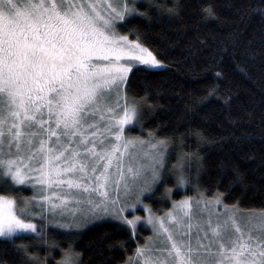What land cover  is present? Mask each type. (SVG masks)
Segmentation results:
<instances>
[{"label":"snow or ice","instance_id":"1","mask_svg":"<svg viewBox=\"0 0 264 264\" xmlns=\"http://www.w3.org/2000/svg\"><path fill=\"white\" fill-rule=\"evenodd\" d=\"M186 7L183 0H0V186H30L33 191L31 197L0 195V238L17 258L6 259L5 248L0 264H47V257L33 249L59 247L49 243V225L76 237L82 228L105 223L111 231L93 242L101 253H127L142 224L153 232L120 264H264V208L244 209L240 200L226 203L235 185L249 186L247 170L228 165L232 181L211 196L200 183L207 171L202 145H224L241 128L245 130L235 143L251 142L255 137L247 129L257 125L264 141V96L241 102L234 113L233 102L240 97L221 67L227 59L247 79L255 64L264 69V23L258 32L234 25L222 37L195 35L194 43L187 42L189 52L200 46L193 56L211 50L220 70L214 73L219 82L208 87L207 95L191 98L183 112L204 125L222 117L217 126L225 134L208 137L200 128L179 133L181 116L171 134L160 136L159 125L143 127L146 113L155 107L148 103L150 86L143 96H129L133 74L163 68L165 52L138 25L125 34L120 29L133 19L184 25ZM216 7L212 0H199L197 24L219 20ZM254 14L264 22V4H249L241 23ZM174 31L186 35L198 33V27ZM213 98L220 102L219 111L207 107ZM137 126L143 135H130ZM189 136L196 137L197 147L186 152ZM247 160L264 179V147ZM193 163L195 196L172 200L177 190L192 187ZM166 170L176 183L164 189L161 199L170 200L172 207L158 215L144 199L155 196ZM141 209L145 216L129 218L130 211ZM37 217L42 223L33 222ZM117 232L129 239L111 240ZM29 235L28 242L15 243ZM61 253L56 264H82V253L72 243ZM101 264H111V258Z\"/></svg>","mask_w":264,"mask_h":264},{"label":"trees","instance_id":"2","mask_svg":"<svg viewBox=\"0 0 264 264\" xmlns=\"http://www.w3.org/2000/svg\"><path fill=\"white\" fill-rule=\"evenodd\" d=\"M217 6L216 12L219 15V20L209 19L206 23H198L199 12L198 3L199 0H183V3L187 5L184 10L183 20L184 25L178 24L176 21L169 22L168 20L154 21L152 24H148L141 19H133L131 24L120 29L122 34L127 33L128 27L135 24L141 27L149 34L151 44L158 47L165 52L162 57L164 61V67L157 69L154 72H136L133 74L131 83L129 84V96L136 94L137 96H143L145 89L150 86L153 93L152 98L148 101L149 104H154L155 107L151 109L150 114L146 113L148 119L144 122V129H153L158 125L160 126L159 135L164 136L171 134L174 127H176L177 119L183 116V123L179 127V133H185L189 128H200L205 132L208 137H219L225 134L221 127L217 124L222 117H217L214 121L209 122L207 125L201 123L199 119L192 120L191 115H185L183 112L184 105L189 102L193 97L199 98L207 95V89L214 82V73L219 71L220 68L213 64L212 51L200 50L199 54L193 56V53L197 52L199 45L192 48V51H187V42L193 41L194 36L199 35L200 39L215 33L217 36H224L227 31L234 25H239L241 28L247 27L249 33L258 32L261 30L262 22L258 14L252 15L250 18H246L241 23V14L248 11V5L251 4L255 7L257 4H264V0H212ZM144 7L140 8V11H144ZM154 15V14H153ZM186 26L191 29L194 26L198 27V33L188 31L186 35L175 32L178 27ZM135 38V36L131 37ZM177 39H181L179 45H175L173 42ZM210 49L215 47L212 41H209ZM227 73L228 82L234 93H237L240 97L239 100L233 102L232 110L234 113L239 112V105L241 102L255 99L259 101L264 96V69H260L259 64H255L254 71L249 73L251 79L245 78L239 72L235 71L230 62L226 59L225 64L222 65ZM220 102L211 99L207 104L208 109L220 110ZM251 108L253 105L248 104ZM191 120V123L189 121ZM245 129L241 128L235 132L232 141L227 142L219 147H211L208 145H202L201 155L206 154L205 168L206 172H202L200 183L209 189L208 195L211 196L213 192H224L232 181V173L227 170V166L231 164L239 165L242 170H247L248 173V187L237 184L231 189L226 203L232 204L236 200H240V207L244 209H253L259 211L264 208V179H261V172L256 171V164L247 160V156L251 155L253 151L259 154L261 147H264V141L259 138V128L257 126H250L247 130L253 133L255 137L251 142H246L240 145L235 143V136H239L241 131ZM133 132L130 135L140 136L143 133L137 126L131 130ZM228 132L232 129L228 128ZM177 133V134H179ZM185 143L191 147H186L184 151H195L197 147L196 137L189 136L186 138ZM175 163V155L168 161L169 168ZM221 163L224 164V168L221 169ZM165 182L159 185L155 196L149 199V202L157 214H161L163 210L158 208V203L162 201L161 196L165 188H173L175 185V177L165 172ZM192 187L185 186L179 191L175 192L172 199H175L179 193L184 195H195V183H196V165L192 166ZM219 181V184H217ZM21 186L3 187L0 186V195L9 194L14 192L18 194L21 190ZM23 188V187H22ZM22 192L25 194L27 191L23 188ZM168 203V202H167ZM165 207L166 201L163 200ZM112 229L111 224H98L88 226L87 228L80 230L79 235L71 238L69 241L63 239L54 240L59 247L54 249L61 253V249L67 248L69 243L73 244L76 251L82 253V264H101V261L105 258H111V264H120V261L125 255H131V250L135 249L137 242L142 244L141 235L143 228H138V235L131 239L127 244L129 251L127 253L119 250L114 252L105 251L101 253L100 245L93 243L99 241L101 234L110 232ZM111 240H123L129 239V235L125 232H117L111 235ZM27 239L16 240V244L28 242ZM90 244L92 246H90ZM7 248L9 255L5 257L8 260L17 259L12 252L11 245H4L3 239L0 238V253ZM37 251L41 257H47V264L58 257L56 253L53 257H48V249H33Z\"/></svg>","mask_w":264,"mask_h":264},{"label":"rangeland","instance_id":"3","mask_svg":"<svg viewBox=\"0 0 264 264\" xmlns=\"http://www.w3.org/2000/svg\"><path fill=\"white\" fill-rule=\"evenodd\" d=\"M130 133H132L133 134V132L131 131ZM129 133V134H130ZM27 191V193L25 194L24 192H22V190H23V188ZM21 188V190L18 192V194H16V195H18V196H23V197H31L32 195H33V191H32V189H31V187L30 186H21L20 187ZM180 190V189H179ZM179 190H177V191H179ZM185 196H187V195H184V194H182V193H179L178 192V195H177V197L175 198V199H172V197H171V199L172 200H180V199H182L183 197H185ZM188 196H190V195H188ZM195 196V195H194ZM152 198V197H151ZM149 199L150 198H147V199H144V204H150V202H149ZM168 202V203H167ZM166 204L167 205H165V207H164V205H163V200L160 202V203H158V208L160 209V210H163L162 211V213L161 214H158V215H162L166 210H168V209H170L171 207H172V204H171V201L170 200H167L166 201ZM135 215H138V216H145L146 215V213L141 209V210H137V211H130L129 212V218H131L132 216H135ZM34 223H37V224H40V223H42V221L40 220V218L39 217H37L34 221H33ZM88 227V226H87ZM87 227H85V228H87ZM140 228H143V232H142V237H141V242H142V244L145 242V239L146 238H148V237H151L152 235H153V232H152V230H151V227L149 226V225H147V224H142V225H140L139 226ZM85 228H82V229H80V230H83V229H85ZM79 230V231H80ZM67 231H69V230H65V229H58V228H55L54 226H52V225H49L48 226V231H47V238H48V240H49V243H51L52 241H54V240H56V239H63L64 241H69L71 238H73V236H70V235H66L65 233L67 232ZM71 231H77V230H75V229H73V230H71ZM1 239H3V238H1ZM23 239H27V240H30L31 239V236L29 235V236H26V237H24ZM46 248V247H45ZM55 247H53V248H47L48 249V253L49 252H51V255H49L48 257H53V255L54 254H56V253H58V251H56L55 249H54ZM59 254V256L57 257L56 256V259H54L51 263L52 264H56V262L58 261V260H60L61 259V256H62V253H58Z\"/></svg>","mask_w":264,"mask_h":264}]
</instances>
